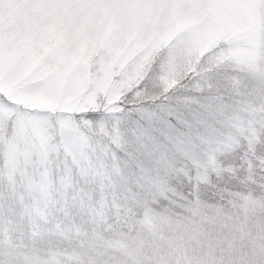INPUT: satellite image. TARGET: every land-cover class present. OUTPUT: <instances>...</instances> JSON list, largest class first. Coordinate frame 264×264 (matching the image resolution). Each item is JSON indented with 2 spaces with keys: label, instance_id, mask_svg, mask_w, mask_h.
I'll return each instance as SVG.
<instances>
[{
  "label": "snow or ice",
  "instance_id": "snow-or-ice-1",
  "mask_svg": "<svg viewBox=\"0 0 264 264\" xmlns=\"http://www.w3.org/2000/svg\"><path fill=\"white\" fill-rule=\"evenodd\" d=\"M0 264H264V0H0Z\"/></svg>",
  "mask_w": 264,
  "mask_h": 264
}]
</instances>
